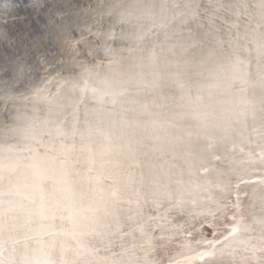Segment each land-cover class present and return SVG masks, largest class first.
Here are the masks:
<instances>
[{
  "label": "snow or ice",
  "instance_id": "obj_1",
  "mask_svg": "<svg viewBox=\"0 0 264 264\" xmlns=\"http://www.w3.org/2000/svg\"><path fill=\"white\" fill-rule=\"evenodd\" d=\"M220 12L234 17L226 41L216 36ZM117 14L145 46L125 79L102 81L99 99L110 110L81 126L57 105L41 121L47 131L33 137L39 148L27 149L26 163L0 157V264H97V245L121 249L102 264H163L156 254L170 237L159 221L184 203V193L165 182L156 161L181 160L197 177L223 175L218 166L227 157L218 150L248 133L260 148L249 155L264 165V0H138ZM208 89L221 99L205 96ZM218 211L231 221L227 234L196 241L202 251L184 245L194 251L188 264L217 255L264 264V191L258 207L237 193Z\"/></svg>",
  "mask_w": 264,
  "mask_h": 264
},
{
  "label": "bare ground",
  "instance_id": "obj_2",
  "mask_svg": "<svg viewBox=\"0 0 264 264\" xmlns=\"http://www.w3.org/2000/svg\"><path fill=\"white\" fill-rule=\"evenodd\" d=\"M209 2L202 0L205 6ZM242 2L255 3V0ZM5 3L6 0H0V157L18 158L26 163L30 156L27 149L39 148L33 137L47 131L41 121L57 105L62 118L70 120L75 114L81 126L93 122L94 116L107 113L110 105L99 99L102 81L118 84L125 79L140 55L138 49L145 45L131 35L133 29L129 24L120 23L117 14L135 7L138 0H12L7 9L3 7ZM113 8L116 11L109 15ZM218 16L216 24L221 30L216 36L226 41L234 17L223 12ZM243 24L242 20L241 31ZM109 33L114 35L109 38ZM93 88L98 90L95 95ZM209 94L221 99L216 89L204 93ZM247 135H236L218 150L217 154L227 157L218 166L223 175L212 172L197 177L194 169L189 175L183 162L171 157L155 162L166 175L165 182L171 181L174 189L184 193V203L167 213L170 223L159 221L165 224L168 229L165 234L170 239L165 242V249L156 254L157 259L163 256V261L169 259L167 264H188L187 257L194 255V251L184 245L202 251L206 246L197 245L196 241L215 239L213 232L220 238L221 234L226 235V226L231 221L218 207L234 202L237 193L243 204L256 200L258 207L264 191V184L260 183L264 180V165L257 156L249 155L258 153L260 148L258 142L249 143ZM171 163L177 167L171 169ZM177 179L185 183L177 185ZM241 179L247 183L241 184ZM189 181L202 187H194ZM4 184L6 187L7 180ZM216 185L229 187L221 190ZM168 207L165 204L160 214L164 215ZM207 226L212 228L210 235L203 229ZM97 246L101 249L95 258L97 264L111 257L112 252L121 251L115 247L112 252H105L103 246ZM192 264H243V260L239 255L235 259L217 255L206 257L205 261L194 260Z\"/></svg>",
  "mask_w": 264,
  "mask_h": 264
},
{
  "label": "water",
  "instance_id": "obj_3",
  "mask_svg": "<svg viewBox=\"0 0 264 264\" xmlns=\"http://www.w3.org/2000/svg\"><path fill=\"white\" fill-rule=\"evenodd\" d=\"M205 233L210 234V227L207 226V227L205 228ZM168 261H169V259L166 260V261L164 260V261H163V264H167Z\"/></svg>",
  "mask_w": 264,
  "mask_h": 264
},
{
  "label": "rangeland",
  "instance_id": "obj_4",
  "mask_svg": "<svg viewBox=\"0 0 264 264\" xmlns=\"http://www.w3.org/2000/svg\"><path fill=\"white\" fill-rule=\"evenodd\" d=\"M209 227V226H208ZM206 228V227H205ZM205 228H203V229H205ZM210 234H212V228L210 227ZM210 234H207L206 233V235H210Z\"/></svg>",
  "mask_w": 264,
  "mask_h": 264
}]
</instances>
